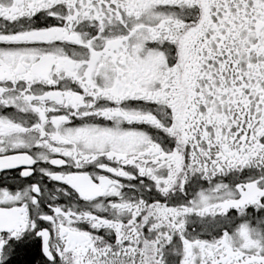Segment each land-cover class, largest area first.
Masks as SVG:
<instances>
[{"label":"snow or ice","instance_id":"1","mask_svg":"<svg viewBox=\"0 0 264 264\" xmlns=\"http://www.w3.org/2000/svg\"><path fill=\"white\" fill-rule=\"evenodd\" d=\"M0 264H264V0H0Z\"/></svg>","mask_w":264,"mask_h":264}]
</instances>
